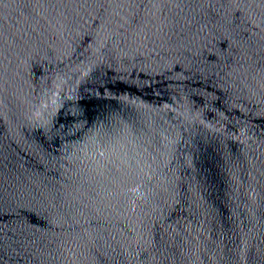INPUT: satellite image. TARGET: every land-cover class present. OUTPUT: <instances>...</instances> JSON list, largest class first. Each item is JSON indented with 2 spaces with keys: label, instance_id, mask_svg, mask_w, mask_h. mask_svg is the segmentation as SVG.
I'll return each instance as SVG.
<instances>
[{
  "label": "water",
  "instance_id": "obj_1",
  "mask_svg": "<svg viewBox=\"0 0 264 264\" xmlns=\"http://www.w3.org/2000/svg\"><path fill=\"white\" fill-rule=\"evenodd\" d=\"M0 264H264V0H0Z\"/></svg>",
  "mask_w": 264,
  "mask_h": 264
}]
</instances>
